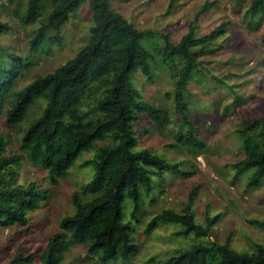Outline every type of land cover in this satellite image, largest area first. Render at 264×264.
I'll return each mask as SVG.
<instances>
[{
  "label": "trees",
  "instance_id": "1",
  "mask_svg": "<svg viewBox=\"0 0 264 264\" xmlns=\"http://www.w3.org/2000/svg\"><path fill=\"white\" fill-rule=\"evenodd\" d=\"M85 1L21 0L20 23L37 26L30 48L50 53L53 46L62 42L63 26ZM89 1L92 24L86 43L53 72L22 85L36 62L16 48L0 43V116H5L14 128L28 124L21 142L26 157L41 164L55 183L67 177L84 153L94 152L92 158L81 164L92 167L93 176L73 192L74 211L62 217L60 229L50 236L40 254V264H63L68 252L79 244L85 247L89 264H110L139 253L135 232L146 214V198L153 194L157 183L164 185L168 172H190L152 148L141 147L136 125L144 114L157 127L170 125L177 114L181 119V128L175 134L178 142L192 147L196 153L204 149L189 116V85L202 74L203 57L225 49L221 38L230 25L228 21L222 22L199 36L195 20L175 42L168 33L158 35L141 30L115 10L111 0ZM210 6L201 8L197 18ZM263 10L264 0H252L247 14L253 21ZM11 29L8 21L0 20V34ZM155 69L172 75L173 90L167 95L172 100L173 116L168 108L145 99L134 82L138 73L152 77ZM89 93L100 95L93 115L87 118L82 114V106ZM39 101L43 102L42 110L31 117L30 111ZM238 133L242 157L231 165L236 177L247 176V186L256 189L264 184V118L242 122ZM8 142L0 133V229L15 225L26 228L30 212L41 207L48 190L36 181H18L16 167L25 156L9 153ZM193 192L181 211L164 208L151 216L146 233L171 223L181 226L184 233L208 237L217 215L208 216L205 224L199 222L192 208ZM128 205L132 220L126 218ZM250 222L264 230V220ZM174 252L163 264H264V243H256L252 251L238 250L230 238H207L175 248ZM35 259L34 252L19 250L0 264H32Z\"/></svg>",
  "mask_w": 264,
  "mask_h": 264
},
{
  "label": "rangeland",
  "instance_id": "2",
  "mask_svg": "<svg viewBox=\"0 0 264 264\" xmlns=\"http://www.w3.org/2000/svg\"><path fill=\"white\" fill-rule=\"evenodd\" d=\"M251 1L111 0L112 7L141 30L158 35L168 33L175 42L195 20H198L199 36L222 22L228 21L230 25L221 38L225 49L216 55L203 57L202 74L191 80L189 85V116L199 139L205 144L198 153L192 147L181 145L175 136L181 128V119L174 115L172 100L167 95L173 90L172 75L155 69L152 77L138 73L134 78L145 99L168 108L171 116L174 115L170 125L158 127L148 115H142L136 125L140 146L152 148L169 161L179 163L190 175L168 172L164 185L157 183L153 194L146 198V214L136 225L135 243L139 245V253L110 264H163L174 255L175 248L206 241L207 238L218 241L230 238L236 249L248 251H252L256 243H264V230L250 222L251 219L264 220V184L256 189L249 188L247 176L236 177L231 165L242 157V139L238 133L242 122L264 118V10L251 21L247 14ZM19 3L21 0H0V20L8 21L12 26L10 32L0 34V43L16 48L36 62L21 81L24 85L39 75L55 71L84 46L92 24V10L89 0L83 2L63 26L62 42L53 46L50 53H45L30 48L29 42L37 26L20 23L18 11L22 7ZM206 4H211L209 11L198 19L197 13ZM151 50L155 55L156 51ZM99 95L89 93L84 100L82 114L87 118L93 115ZM42 107L43 102L39 101L31 109L30 116L38 115ZM27 125L23 123L14 128L6 122L5 116H0V133L9 141L8 152L25 156L16 167L18 181L22 184L36 181L48 190V197L39 209L30 212L26 228L15 225L0 229V262L24 250L35 253L36 259L32 264H40V254L50 236L60 229L62 217L74 211L73 192L93 176L92 167L81 166L93 157L94 152L90 151L78 158L67 177L52 182L44 167L28 159L21 148L22 134ZM192 191V208L199 222L205 224L208 216L217 215L208 237L184 233L181 226L171 223L161 224L151 233H146L145 227L151 216L164 208L181 211ZM130 214L128 205V220H132ZM86 256L85 247L76 245L68 252L63 264H89Z\"/></svg>",
  "mask_w": 264,
  "mask_h": 264
}]
</instances>
